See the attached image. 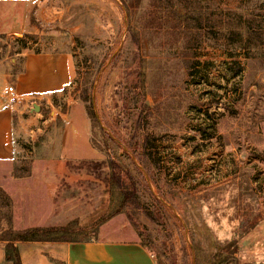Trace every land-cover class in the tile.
<instances>
[{
    "label": "rangeland",
    "instance_id": "rangeland-1",
    "mask_svg": "<svg viewBox=\"0 0 264 264\" xmlns=\"http://www.w3.org/2000/svg\"><path fill=\"white\" fill-rule=\"evenodd\" d=\"M31 9L0 0V84L40 53H70L75 78L34 100L41 130L0 187L6 256L28 229L88 241L113 215L116 238L130 227L157 264H264V0Z\"/></svg>",
    "mask_w": 264,
    "mask_h": 264
},
{
    "label": "crops",
    "instance_id": "crops-1",
    "mask_svg": "<svg viewBox=\"0 0 264 264\" xmlns=\"http://www.w3.org/2000/svg\"><path fill=\"white\" fill-rule=\"evenodd\" d=\"M10 1H23L26 10L32 7V11L38 2ZM23 14L26 16L27 11ZM25 19L20 24L22 30L26 27ZM74 78L75 68L70 53L57 56L40 53L26 57L24 71L15 75L14 86L0 84V187L11 178L19 142L36 137L41 130L34 105L44 100L50 106L54 95L60 94ZM10 86L14 88L12 95L6 94ZM87 152L89 156L94 155L90 147ZM114 223L112 218L101 225L98 236L88 241L22 242L16 247L22 264H157L155 256L141 244L137 233L130 227L126 231L129 234L127 239H117L116 235L124 231ZM5 245L0 242V264H13L8 261Z\"/></svg>",
    "mask_w": 264,
    "mask_h": 264
},
{
    "label": "trees",
    "instance_id": "trees-1",
    "mask_svg": "<svg viewBox=\"0 0 264 264\" xmlns=\"http://www.w3.org/2000/svg\"><path fill=\"white\" fill-rule=\"evenodd\" d=\"M113 170L118 169L115 166H112ZM119 183V181H118ZM135 197L133 194L130 195H126L124 198V202L125 203H130L131 198ZM121 210L116 211V214H118ZM114 216L111 215L110 217L106 218V220H104L102 222L106 223L107 221L111 220ZM68 228H63V227H51V228H42V227H36V228H32V229H28L20 234H18L16 237V241H20V242H31V241H35L36 237L40 236V235H48L50 233H57V232H67ZM13 255L8 257V261L13 262V264H22L21 261V257L19 254V251L17 249L16 246H13Z\"/></svg>",
    "mask_w": 264,
    "mask_h": 264
},
{
    "label": "water",
    "instance_id": "water-1",
    "mask_svg": "<svg viewBox=\"0 0 264 264\" xmlns=\"http://www.w3.org/2000/svg\"><path fill=\"white\" fill-rule=\"evenodd\" d=\"M33 110H34V112H40L41 108H40L39 105L35 104L34 107H33Z\"/></svg>",
    "mask_w": 264,
    "mask_h": 264
},
{
    "label": "built area",
    "instance_id": "built-area-1",
    "mask_svg": "<svg viewBox=\"0 0 264 264\" xmlns=\"http://www.w3.org/2000/svg\"><path fill=\"white\" fill-rule=\"evenodd\" d=\"M13 92H14V88H13L12 86H10V87L8 88V91H7L6 94L12 95Z\"/></svg>",
    "mask_w": 264,
    "mask_h": 264
}]
</instances>
